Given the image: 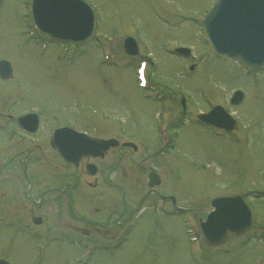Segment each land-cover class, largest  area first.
Returning a JSON list of instances; mask_svg holds the SVG:
<instances>
[{"label":"rangeland","instance_id":"1","mask_svg":"<svg viewBox=\"0 0 264 264\" xmlns=\"http://www.w3.org/2000/svg\"><path fill=\"white\" fill-rule=\"evenodd\" d=\"M29 1L4 0L0 7V59H8L14 69L12 78L0 79V113H43L39 129L30 133L26 142H37L38 146L27 166L29 179L23 174V161L8 153L27 144L3 148L5 134L16 126L9 122L0 127V257H7L11 264H33L37 239L25 237L22 211L24 220L32 212L49 219L54 204L60 210L68 208L63 205L67 201L49 198L47 206L39 210L33 207L35 201L24 197V191L29 188L37 197L42 188L58 187V173L66 172L77 175L74 182L81 199L73 202L74 215L68 216V221L88 226L75 218L89 219L84 208L92 205L88 216L95 221L106 218L115 222L119 218L105 206L125 209L123 214L131 215L128 230L116 240V248L109 252L95 247L88 262L82 264H264V72L246 71L240 62L213 51L197 20L213 0H87L96 14L95 37L67 45L45 42V34L28 15ZM128 34L139 44L140 53L133 58L123 50ZM187 44L194 58H180L169 50ZM141 53L152 55L156 62L145 67L150 90L158 89L154 99H149L146 89L135 80ZM104 59L110 61L103 63ZM238 87L244 90L245 98L231 105L230 94ZM182 88L189 98L184 116L180 108L170 110L156 99L173 97ZM215 102L230 107L239 118V128L230 137L214 134L196 122V115ZM161 108L164 116L158 118ZM161 123L167 129L160 128ZM58 124L86 128L93 136L131 138L138 151L111 150L108 155L113 159L103 161L101 170L116 160L119 164L109 171L108 181H102L98 174L74 170L50 148L45 139L51 126ZM151 169L163 176L161 193L191 208V224L206 215L212 197L237 192L245 194L253 210L252 228L240 236L231 234L218 247H209L197 237L189 239L194 233L185 235L180 215L161 212L158 205L162 200L148 192ZM96 177L99 183L92 187ZM67 179L64 177L63 183ZM88 194L92 197L89 201ZM12 221L19 223L16 232L9 228ZM42 229L52 235L55 225ZM12 235L14 238H9ZM82 250L64 239L53 240L42 264H64ZM189 250L204 251L203 257L195 260Z\"/></svg>","mask_w":264,"mask_h":264},{"label":"water","instance_id":"2","mask_svg":"<svg viewBox=\"0 0 264 264\" xmlns=\"http://www.w3.org/2000/svg\"><path fill=\"white\" fill-rule=\"evenodd\" d=\"M35 20L45 31L63 39H83L92 30L93 13L82 0H35ZM211 42L219 53L240 56L253 65L264 63V0H220L205 20ZM133 39L127 38L126 48L137 53ZM0 75L12 76L9 61H0ZM216 107L215 110H220ZM200 115L202 118L219 119L222 126L231 128L230 120L219 117V111ZM30 117L28 115L26 118ZM115 139L91 138L70 128H61L53 139L64 157L74 161L83 155L103 154L110 145H116ZM132 145V143H125ZM153 172L150 184L159 180ZM212 208L205 221L199 226L210 245L224 243L229 232L244 234L252 225V211L245 203L243 195L221 196L211 200ZM0 264H6L0 260Z\"/></svg>","mask_w":264,"mask_h":264},{"label":"flooded vegetation","instance_id":"3","mask_svg":"<svg viewBox=\"0 0 264 264\" xmlns=\"http://www.w3.org/2000/svg\"><path fill=\"white\" fill-rule=\"evenodd\" d=\"M15 154L19 155L21 153H25L22 156H19V159H21L22 161H25L29 158V149L26 150V148L24 146L19 147L18 149H15L13 151ZM99 160V164L98 165V171H99V175H101L102 171L100 170L102 168V161L105 158V156L103 157H97ZM82 162V161H81ZM84 163H80V167L84 170L83 168ZM77 168H79V164L78 166H76ZM73 174V173H72ZM67 176V175H66ZM69 176V180L68 181V186L66 187V185L60 187L61 185H63L62 183V175H59L58 182H59V187H54L51 188L50 190L53 191V194L47 195L46 194V190H42L41 193L38 195V208L39 210H43L44 207L47 206V202L48 199L50 198L53 202L57 201L59 202V200L63 199V201H68V203H64V206H67V210L62 211L59 208V205H53V215H51V217L49 219H45L44 216L41 214L42 218H41V223L42 225H48V224H52L55 225V230H53V233H57L58 230H65V232H71L75 237L79 236V238L81 237H85L89 240H95L97 242H99V239H103L104 236L106 237H112L115 234L112 232H115V228L117 226H113L111 225L108 228H105L104 226H107L109 223H105L106 225H103L102 221H94L93 219H84L83 217H76L75 220H83L86 221L87 224H89L88 226H77L76 224H74L71 220L68 221L70 215H74V209H73V203L75 200H81L80 199V194H78L77 192H79V190L76 188V185H74V183L71 184V182H73L75 179H77V175H68ZM98 178H96V183L93 184L97 185L99 183V181H97ZM71 185V187H70ZM77 191V192H76ZM79 196V198H78ZM92 197H90V194H88L87 196V201H89V199H91ZM62 205V204H61ZM60 205V206H61ZM52 206H50L51 208ZM61 212H65V214H63L61 216ZM120 216H122V211L121 210H117L116 211ZM72 213V214H70ZM54 217H56V221L54 220ZM74 221V220H73ZM126 221V218H124L122 221L118 220L116 223H124ZM64 228V229H62ZM101 228H104L105 230H101ZM42 234H47V232H42ZM48 236H52L47 234Z\"/></svg>","mask_w":264,"mask_h":264}]
</instances>
